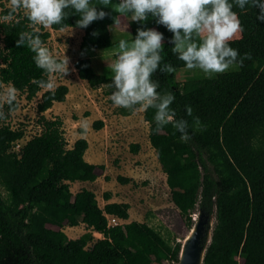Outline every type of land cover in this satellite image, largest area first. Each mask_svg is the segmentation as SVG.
<instances>
[{
    "label": "trees",
    "instance_id": "16d2710c",
    "mask_svg": "<svg viewBox=\"0 0 264 264\" xmlns=\"http://www.w3.org/2000/svg\"><path fill=\"white\" fill-rule=\"evenodd\" d=\"M230 2L243 25V32L230 46L239 50L238 61L246 52L252 58L244 60L242 67L237 63L236 71L213 77L176 81L175 71H161L165 64L175 70L185 66L172 51L173 33L151 17L144 25L129 20L128 26L131 41L141 26L156 28L164 35V60L151 79L159 82L160 99L167 93L175 96L169 106L170 114L175 115L160 124L154 119L157 109L147 107L145 101L142 118L177 216L188 229L194 211L205 218L199 246L209 228L208 218L213 216L201 264H264V21L256 18L259 8L246 3L240 9L234 0ZM93 3L101 10L99 0ZM102 10L109 16L81 29L80 49L111 46L108 28L116 24L111 17L117 13L111 6ZM0 13V83L14 87L29 100L44 88L48 74L36 67L27 40L20 47L16 40L21 33L38 34L45 46L50 33L32 24L27 11L4 7ZM78 19L70 15L63 25L49 28H78ZM93 31L98 35H91ZM200 42L197 36L190 40ZM73 66L78 77L88 81L78 60ZM112 76L105 66L98 78V83L107 85L106 94L116 91L109 87ZM66 92L67 87L58 84L54 94L49 89L40 93L36 111L40 113L41 132L27 139L17 152L10 150L11 142L21 138L23 130L0 124V186L5 191L4 196L0 191V264H176L181 241H170L159 228L135 220L107 225L105 214L127 219L128 204L106 203L100 208L90 190L69 191L68 182L92 181L104 165L82 158L87 145L83 138L66 147L60 118L41 114L53 101L64 100ZM15 108V101L6 105L7 111ZM129 113L121 111L122 115ZM181 122L183 132L177 127ZM102 125L101 120L91 123L96 130ZM135 147L137 144H130L129 150L135 151ZM117 179L120 183L129 181ZM77 222L102 237L93 240L85 231L69 238L62 228Z\"/></svg>",
    "mask_w": 264,
    "mask_h": 264
},
{
    "label": "clouds",
    "instance_id": "9594fccd",
    "mask_svg": "<svg viewBox=\"0 0 264 264\" xmlns=\"http://www.w3.org/2000/svg\"><path fill=\"white\" fill-rule=\"evenodd\" d=\"M235 4L243 9L246 3L251 7L259 8L258 20L264 21V0H234ZM13 10L23 8L27 10V19L34 25L49 27L63 25L70 15H77L76 27L87 28L96 20H103L109 13L103 8L111 6L117 13L111 17L114 23H119V17L128 16L130 21L144 25L151 17L155 23L163 25L173 33L172 51L177 58L184 62L187 69H200L207 76L223 74L234 64L242 67L246 59H251V53H244L241 60H237L239 50L230 46L233 38L243 32V25L239 15L234 11L230 0H99L101 10L93 0H11ZM71 8L73 12H66ZM204 29L206 35L200 43H188L195 32L199 35ZM93 36L98 32L93 31ZM133 37V36H132ZM164 35L156 28L138 27L132 41L120 40L117 60L112 64L113 73L110 88L116 91L111 93L112 102L129 110H134L137 102L147 101V107L157 109L154 119L165 124L172 120L174 112L170 114L169 106L175 96L167 93L163 99L157 92L158 81L151 79L152 74L164 60ZM33 52V60L37 68L47 74L60 73L67 76L70 58L65 54L62 59L50 54L40 35L21 33L16 40L17 47L25 44ZM166 74L175 71L171 64H165L161 69ZM37 83H40L39 81ZM44 87L54 94L55 85L52 81L44 82ZM17 90L11 88L7 95V103L11 106L17 98ZM160 102L156 104L155 102ZM191 115V107L188 106ZM181 132L184 123L177 125Z\"/></svg>",
    "mask_w": 264,
    "mask_h": 264
},
{
    "label": "rangeland",
    "instance_id": "374dc122",
    "mask_svg": "<svg viewBox=\"0 0 264 264\" xmlns=\"http://www.w3.org/2000/svg\"><path fill=\"white\" fill-rule=\"evenodd\" d=\"M4 7H12L11 0H0V12ZM23 11L27 10L23 8L15 9V12ZM2 19L3 16L0 13V20ZM118 19L119 23L108 28L112 44L110 47L104 49H80L78 46L79 42L77 36L71 35L69 33L55 32L48 27H44L50 32V35L45 42V47L49 49L50 54H52L54 57L62 59L66 54L70 58L69 68L71 69L67 76H63L60 73L48 74V80L52 81L55 86L58 84L70 85V93L68 97L69 101L73 102V106L71 109L66 110L65 107L62 106L60 108L61 110L59 111V115H52L51 111H44L42 114L45 118L58 116L61 120H63L66 117V123L68 125L62 123L61 126L63 128V137L66 141V144H68L70 136L69 132L65 130L64 127L68 128V130L69 128H72L70 118L76 119L77 117L88 115L93 111L97 114L104 113L106 115V127L103 131L96 132V143L98 144L96 147V153L99 156L97 161L116 165L117 161L123 160L124 163L132 166L133 164L137 163H133V161L128 160L129 154L127 152H129V145L132 143L131 140H143L145 137V131V140L149 145L147 138V125L145 123L144 130V128L141 129L139 122L135 121L134 117L132 118V121H128L119 117V115H122V110L125 111L129 109L118 107L116 105L113 106L111 94H106L107 85L97 82L105 66L111 69L112 64L117 60L118 54L120 53V40L123 39L131 42V35L128 26L129 17L123 16L118 17ZM205 35V30L201 29L199 35L194 32L192 34V38L197 36L202 41ZM238 36L239 33L236 37ZM188 43H190V40ZM1 47L2 42L0 35V50ZM78 49L88 52H80V54H78ZM76 60L79 61V65L85 70L88 81L78 77L77 71L73 66V63ZM237 68V64H234L225 73L236 71ZM216 75L218 74L207 76L200 69L190 70L187 69L186 66H183L175 70L174 78L178 82H183L194 78L213 77ZM10 89L11 87L8 84L0 83V124H7L10 128L22 129L23 139H29L31 136L39 134L42 127L38 121L40 113L36 111V102L43 88L29 100L25 99L23 93L17 92V98L15 100L16 108L14 110L7 111V93ZM137 107L138 106H135L133 109ZM130 122L131 125L135 127V130L129 129L128 125ZM86 124L87 121L83 120V125L86 126ZM88 127L91 128L90 123ZM91 131L94 130L91 129ZM102 173L103 171H101L98 176H101ZM105 176L106 179L109 178L107 175ZM160 178L161 176L159 173L153 182L148 184L149 181L147 179L136 177V181L131 179L132 181L128 182V186L125 187L122 193L125 195V192L127 194L130 192V198L132 199V202L130 201L132 207L131 212L139 214V219L156 228H159L163 234L168 236L170 241H173L175 238V241L179 240L180 242L187 235L189 229L185 225L184 221L177 216L175 207L170 201L167 187L159 185ZM98 186L99 189L96 185V200L98 201L99 205H101V194L98 192L101 190V186ZM0 191L4 196L5 191L1 186ZM191 215L192 219H195L196 212L194 211ZM132 218L133 219L131 220H135L137 217ZM68 229L70 228H66L65 226L62 228L63 232H65L67 236H69ZM73 229L78 230L77 234H81L85 231V228L81 229L80 227H74ZM92 236L93 240L98 238L97 235L92 234ZM93 240L88 242L86 246L91 245Z\"/></svg>",
    "mask_w": 264,
    "mask_h": 264
},
{
    "label": "crops",
    "instance_id": "0c3cea01",
    "mask_svg": "<svg viewBox=\"0 0 264 264\" xmlns=\"http://www.w3.org/2000/svg\"><path fill=\"white\" fill-rule=\"evenodd\" d=\"M129 19H130V17H129ZM129 19H128V21H129ZM114 25H111V26H114ZM52 31L60 32V33H69L71 35H75L78 37V42H80L81 35L83 33L81 29L69 27V26H66V27H63V28L57 29V30H52ZM78 46H79V43H78ZM80 52L87 53L88 51H82V50L78 49V54H80ZM63 85H65L67 87V92L64 96V100L53 101L51 106L45 110V111H51L52 115H59V111L61 110L60 108L62 106L65 107V110L71 109L73 106V102L69 101V97H68V95L70 93V85H67V84H63ZM45 89H47V88L44 87L43 90H45ZM39 97H40V94H39ZM144 103H145V101L142 102L140 105H138L137 108L130 111L129 114L119 115V117H121L125 120H128V121H132V118L134 117L135 121L139 122V126L141 127V129L144 128V130H145V123L146 122L144 120H141V119H143L142 118V110L144 107ZM112 105L115 106L114 103ZM105 118H106V115L104 113H98L97 114L96 112L93 111L88 115L80 116V117H77L76 119L70 118L72 128H69V130H68V128L64 127V129L69 132V136H70V138L68 140V144H66L68 148L72 146L73 142L77 138H83L84 137L83 139H85L87 145H86L85 150L83 151L82 158L88 163L103 164L104 165V170H103L102 175L97 176L92 181L74 180V181L68 182L69 191L71 193H75V192L79 191L80 189H87V190H90L91 192H93L95 199H96V185H97L98 189H99L98 185H100L101 190L98 191V189H97V191L100 192V194H101V197H100L101 205H99L98 201L96 200L97 205L100 208H102L103 205L106 203H126V204H128V209H127L128 217H127V219H118V222L119 223H125L128 221H131V219H133L132 217H137L136 219L134 218L135 221L143 222L141 219L138 218L139 214H137L135 212H131V208H132L131 207V202H132L131 200L132 199L130 198V196H131L130 192H129V194H127L125 192V195H126L125 196L122 193V191H124L125 187L128 186L127 185L128 182L132 181L131 179H133L135 181H136V177L147 179L149 181L148 182V184H149V183L153 182V180L159 175V173L161 176L159 185L160 186L163 185L164 187H167L165 184V174L162 172L160 165L156 159L154 149L151 146H149L150 144L148 145L146 140H145L146 131H145V137L143 140H141V141H139L137 139L131 140L132 141L131 144H137V147H135V151L131 152L128 148V150H129V152H127L129 154L128 160L133 161V163H137V164H133L132 166H130V165L124 163L123 160L117 161L116 165L107 164L105 162H98L97 159L99 158V156L96 153V149H97L96 147L98 146V144L96 143V132L97 131L101 132L105 129V127H106ZM83 120L87 121L86 126L83 125ZM94 120H101L103 125L101 128H99L97 130L93 129L94 131H91V129H92L91 123ZM61 122L66 125L67 124L66 123L67 122L66 117H65V119L61 120ZM89 123H90L91 128L88 127ZM146 125H147V123H146ZM128 127L130 130H135V127L131 125V122L129 123ZM61 128H62V126H61ZM78 129H81V131H78ZM62 130H63V128H62ZM80 136H82V137H80ZM26 140L27 139L24 138L23 140H21V143L23 144ZM105 175H107L109 178L106 179ZM118 176L121 178H128L129 181L126 183H120L117 179ZM105 192L107 193V195L104 196ZM169 198H170V196H169ZM105 217H106V214H105ZM76 224L70 225V226H65L66 228H70V229H68V235H69L68 237L69 238H76L80 235V234H77L78 230L73 229L74 227H78V228L80 227L81 229L85 228V231H89L91 233V235L92 234L97 235L98 238H95V239H99L102 237L100 233H98L96 231H92L90 228L86 229V226L84 223L77 222Z\"/></svg>",
    "mask_w": 264,
    "mask_h": 264
},
{
    "label": "water",
    "instance_id": "95a60500",
    "mask_svg": "<svg viewBox=\"0 0 264 264\" xmlns=\"http://www.w3.org/2000/svg\"><path fill=\"white\" fill-rule=\"evenodd\" d=\"M204 222L205 218L197 211L187 235L181 241L176 264H201L204 248L209 242L213 216L210 215L208 218L209 228L206 230L203 245L199 246V237L201 236L202 224Z\"/></svg>",
    "mask_w": 264,
    "mask_h": 264
},
{
    "label": "built area",
    "instance_id": "2783aa9c",
    "mask_svg": "<svg viewBox=\"0 0 264 264\" xmlns=\"http://www.w3.org/2000/svg\"><path fill=\"white\" fill-rule=\"evenodd\" d=\"M21 140H23V136L19 139H16L15 141L11 142V147H10V150L14 151V152H17V150L24 144L21 143ZM106 219H107V225L109 226H113L118 222V219L111 216V215H106Z\"/></svg>",
    "mask_w": 264,
    "mask_h": 264
},
{
    "label": "bare ground",
    "instance_id": "6f19581e",
    "mask_svg": "<svg viewBox=\"0 0 264 264\" xmlns=\"http://www.w3.org/2000/svg\"><path fill=\"white\" fill-rule=\"evenodd\" d=\"M183 240V239H182Z\"/></svg>",
    "mask_w": 264,
    "mask_h": 264
}]
</instances>
